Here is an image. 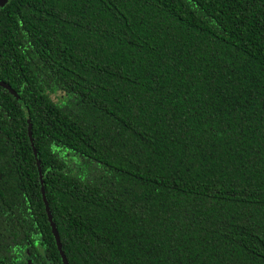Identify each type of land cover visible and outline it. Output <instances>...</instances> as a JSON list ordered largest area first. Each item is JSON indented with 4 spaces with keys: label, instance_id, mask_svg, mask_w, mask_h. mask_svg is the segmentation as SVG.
<instances>
[{
    "label": "trees",
    "instance_id": "1",
    "mask_svg": "<svg viewBox=\"0 0 264 264\" xmlns=\"http://www.w3.org/2000/svg\"><path fill=\"white\" fill-rule=\"evenodd\" d=\"M62 257L264 264V0L0 7V264Z\"/></svg>",
    "mask_w": 264,
    "mask_h": 264
},
{
    "label": "flooded vegetation",
    "instance_id": "2",
    "mask_svg": "<svg viewBox=\"0 0 264 264\" xmlns=\"http://www.w3.org/2000/svg\"><path fill=\"white\" fill-rule=\"evenodd\" d=\"M7 0H0V7L3 6V4L6 2Z\"/></svg>",
    "mask_w": 264,
    "mask_h": 264
},
{
    "label": "water",
    "instance_id": "3",
    "mask_svg": "<svg viewBox=\"0 0 264 264\" xmlns=\"http://www.w3.org/2000/svg\"><path fill=\"white\" fill-rule=\"evenodd\" d=\"M45 211H47V208H46V207H45ZM48 217H49V216H48ZM50 225H51V224H50ZM52 230H53V228H52ZM56 243H57V240H56ZM57 246H58V243H57ZM62 261H63V264H65L63 257H62Z\"/></svg>",
    "mask_w": 264,
    "mask_h": 264
},
{
    "label": "rangeland",
    "instance_id": "4",
    "mask_svg": "<svg viewBox=\"0 0 264 264\" xmlns=\"http://www.w3.org/2000/svg\"><path fill=\"white\" fill-rule=\"evenodd\" d=\"M54 97V96H53Z\"/></svg>",
    "mask_w": 264,
    "mask_h": 264
}]
</instances>
